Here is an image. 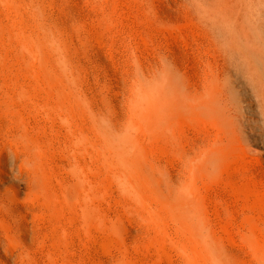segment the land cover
<instances>
[{"label": "rangeland", "instance_id": "374dc122", "mask_svg": "<svg viewBox=\"0 0 264 264\" xmlns=\"http://www.w3.org/2000/svg\"><path fill=\"white\" fill-rule=\"evenodd\" d=\"M0 264H264V0H0Z\"/></svg>", "mask_w": 264, "mask_h": 264}, {"label": "bare ground", "instance_id": "6f19581e", "mask_svg": "<svg viewBox=\"0 0 264 264\" xmlns=\"http://www.w3.org/2000/svg\"><path fill=\"white\" fill-rule=\"evenodd\" d=\"M28 57L29 56L26 55L24 57V59H27L28 60ZM73 171H74V173L76 175V186H77V189L78 190L81 189L80 191H85L84 190V187H83V184H82V181H81V178H80V174H79L78 168L77 167H74ZM84 203H85V206L86 207H93L95 202H93L91 200H86V201H84ZM95 217H96V215L94 213L89 212V211H86V212L83 213V219H84V221H91Z\"/></svg>", "mask_w": 264, "mask_h": 264}]
</instances>
